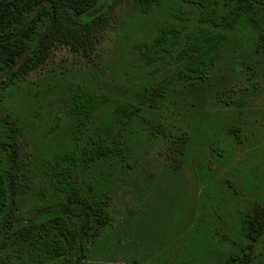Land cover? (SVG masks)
<instances>
[{
    "label": "trees",
    "instance_id": "obj_1",
    "mask_svg": "<svg viewBox=\"0 0 264 264\" xmlns=\"http://www.w3.org/2000/svg\"><path fill=\"white\" fill-rule=\"evenodd\" d=\"M118 1L0 0V264H106L124 258L134 228L112 224L106 206L113 172L131 167L125 139L141 117L153 139H167L173 166L186 159L197 176L209 175L213 162L223 168L234 160L231 148L255 137L251 127L264 130V101L251 121H237L251 91L264 86V0H132L143 17L157 15L162 6L187 9L192 18L174 12L148 18L144 36L126 54L131 73L118 76L110 91L90 76L87 82L56 76L61 79L56 96L54 86L21 82L59 45L89 58ZM206 82L212 120L222 122L209 123L199 142L185 130L169 138V127L156 124L161 108L176 99L178 89ZM48 95L52 104L39 106L36 99ZM103 108L107 112L95 120ZM64 119L70 123L65 128ZM30 129L43 143L65 131L61 149L36 148L41 165L36 186L19 180ZM227 190L238 195L235 188ZM248 194L250 210L237 215L239 235L252 252L255 246L261 252L250 258L242 247L230 248L221 264H264V206ZM217 228L209 243L218 239ZM198 258L187 262L197 264Z\"/></svg>",
    "mask_w": 264,
    "mask_h": 264
},
{
    "label": "rangeland",
    "instance_id": "obj_2",
    "mask_svg": "<svg viewBox=\"0 0 264 264\" xmlns=\"http://www.w3.org/2000/svg\"><path fill=\"white\" fill-rule=\"evenodd\" d=\"M156 10L157 15L149 14L145 18L137 12L132 0H119L110 9L102 37L89 58L59 45L42 68L30 72L21 82H30L26 83L28 87L35 84L54 86L51 95L56 96L61 93V79L56 76L73 82H87L90 76L93 84L102 80L110 91L109 88L118 85V76L131 73V63L126 54H131L134 44L140 41L142 27L150 24L148 18L161 19L166 12L178 13L185 19L192 18L191 11L184 8L179 11L174 7L161 6ZM201 86L191 90L178 89L176 99H172L174 105L168 103L161 108L156 124L169 127V138L185 130L193 135L195 142H199L209 123L222 122L220 118L212 120L214 109L211 110L208 103V82ZM263 97L264 86L251 91L247 104L244 101L239 108L242 113L237 121L242 124L251 121L257 115ZM36 100L39 106L53 102L49 95L47 98L39 96ZM106 112L104 108L97 111L95 120L98 121ZM141 118L132 124L133 133L127 134L125 139V159L131 167L123 171L113 169L116 172L112 174L106 206L112 224L130 223L133 226L134 239L129 241L123 259L106 264H195L187 260L196 256H202L197 264H221L230 248L239 246L250 258L258 256L261 252L259 247L255 246L252 252L253 246L241 242L237 215L250 210L251 205L245 202L250 199L248 192H253L252 198L264 205V130L257 131L256 126L251 127L255 137L251 136L245 143L231 148L234 160L223 168L213 162L209 175L197 176L186 159L178 163V167L173 166L176 157L169 149L167 139H153L150 126ZM143 118L150 120L151 114L144 113ZM235 118L230 116L227 120L236 122ZM68 124L67 119L61 123L63 128ZM64 134L65 131L52 134L43 143L36 139L32 130L27 132L22 153L25 165L18 178L22 185L39 184L34 179L41 174L40 155L39 151L35 152L36 148L50 152L61 149ZM202 157L199 155L197 159L202 161ZM104 165L102 173L107 168ZM95 170L98 171L97 166ZM227 188H235L238 195H230ZM21 204H24L23 200ZM212 207L213 214L210 212ZM214 226H218L219 237L214 243H209ZM201 248L205 249L204 253Z\"/></svg>",
    "mask_w": 264,
    "mask_h": 264
},
{
    "label": "flooded vegetation",
    "instance_id": "obj_3",
    "mask_svg": "<svg viewBox=\"0 0 264 264\" xmlns=\"http://www.w3.org/2000/svg\"><path fill=\"white\" fill-rule=\"evenodd\" d=\"M259 204V203H258ZM260 205V204H259ZM262 205V204H261ZM264 206V205H263Z\"/></svg>",
    "mask_w": 264,
    "mask_h": 264
}]
</instances>
